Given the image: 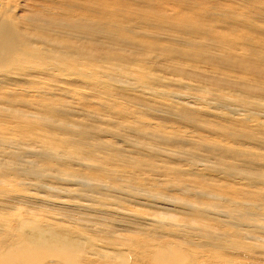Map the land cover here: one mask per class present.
<instances>
[{
  "label": "bare ground",
  "instance_id": "6f19581e",
  "mask_svg": "<svg viewBox=\"0 0 264 264\" xmlns=\"http://www.w3.org/2000/svg\"><path fill=\"white\" fill-rule=\"evenodd\" d=\"M4 1L0 264H264V0Z\"/></svg>",
  "mask_w": 264,
  "mask_h": 264
},
{
  "label": "rangeland",
  "instance_id": "374dc122",
  "mask_svg": "<svg viewBox=\"0 0 264 264\" xmlns=\"http://www.w3.org/2000/svg\"><path fill=\"white\" fill-rule=\"evenodd\" d=\"M250 1H252V0H250ZM4 3H8V7L11 9V7H12V10H14V12L16 13L17 11H19V13H20V15L21 14H23V12H20V9H28L29 11H37V10H40V9H44L45 7H47L48 8V5H46V4H44L43 3V1H41V0H5L4 1ZM32 3V5H30ZM39 3H42V4H39ZM159 3H160V0H157V1H155L154 2V5H153V8H154V10H155V12L157 11V9H158V6H159ZM13 4V5H12ZM23 4V5H22ZM17 5V6H16ZM36 6V7H34V6ZM169 9H170V6L168 7ZM30 9H32V10H30ZM46 9V8H45ZM220 9H223L224 11H229L226 7H224V6H222ZM246 9L249 11V10H251V11H253L252 9H251V6H247L246 7ZM238 13V12H237ZM240 13L241 12H239L238 14H237V18L235 19L236 21H238V22H244V23H246L247 25H251V23L254 21V22H256V18L255 17H253V16H250V17H244L243 15L241 16L240 15ZM28 14V13H27ZM33 14V13H32ZM185 14H187L186 12H185ZM24 15V14H23ZM242 17V18H241ZM250 18V19H249ZM249 19V20H248ZM191 22H189V23H193V18H191ZM253 20V21H252ZM196 22V21H195ZM262 29L264 30V24H262ZM169 87V88H168ZM171 88H172V91H171ZM178 88V89H177ZM164 88H158V91L156 90V89H154L155 91H156V94H159V96H157V95H154V97L153 96H151L150 94H153V90L152 91H147V92H145L146 94H144L143 95V98H146V96H147V98L145 99L147 102H149V100L152 98L154 101H156V103H159V101L158 100H160V104H168V103H170V99H167L166 98V95H167V91H170L169 93H184L185 91H183V90H185V89H180L179 87H176L175 85H168L164 90H163ZM168 89H170V90H168ZM162 91V92H161ZM166 91V92H165ZM138 93V92H137ZM136 93V94H137ZM171 93V94H172ZM186 94L185 95H197L198 97H201V98H205V97H208L205 93L204 94H202V93H195V92H188V91H186L185 92ZM161 95H163V96H161ZM135 96H140V93H138V95H135ZM149 96H150V98H149ZM168 96V95H167ZM164 101V103H162L163 101H161V99ZM156 98V99H155ZM159 98V99H158ZM139 100V99H138ZM169 100V101H168ZM140 101V100H139ZM167 101V102H166ZM166 102V103H165ZM139 104V103H138ZM141 105V104H140ZM188 107H190V106H192V107H194L195 105L193 104V103H190V106L189 105H187ZM191 109H193V108H191ZM144 110V108L142 109V111ZM147 120H148V122H151V123H155V121H152V118L151 117H147ZM173 126L174 127H177V126H179L178 124H176V123H173ZM181 133H179V135H180ZM196 136H198V137H206L207 135L205 134V133H203V134H197ZM184 139H187L186 137H184ZM193 140H191L193 143H194V141L195 140H197V139H195V138H192ZM199 140L200 139H198L197 141H195V142H199ZM219 142V141H218ZM251 149H253V151H256L255 150V148H251ZM184 166V165H183ZM103 168H101V170H102ZM167 182H169L170 184H171V187L172 188H174V186H173V183H174V180L172 181V179H170V180H167ZM206 184V182L205 183H203L202 184V186L205 188L206 186L207 187H209L207 184H209V182H207V184ZM206 187V188H207ZM171 188V189H172ZM176 190V188L174 189V190H170L171 191V196H174V197H181L182 195V193L180 192V190L179 189H177V192L175 191ZM190 190V189H189ZM199 190H201L200 188H198V187H196V185L193 187V188H191V190L190 191H192V192H199ZM162 191L163 192H165L166 194H169L168 192H170L169 190H165V189H162ZM175 191V192H174ZM174 193H176V194H178V195H175ZM181 195V196H180ZM179 220V219H178ZM178 220H176L177 222H179ZM169 221H171V220H169ZM171 222H173V221H171ZM175 222V221H174ZM180 222H182V221H180ZM180 222H179V224H180Z\"/></svg>",
  "mask_w": 264,
  "mask_h": 264
}]
</instances>
